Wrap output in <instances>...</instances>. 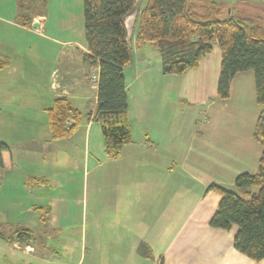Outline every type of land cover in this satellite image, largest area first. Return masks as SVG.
I'll return each instance as SVG.
<instances>
[{
    "label": "crops",
    "instance_id": "obj_1",
    "mask_svg": "<svg viewBox=\"0 0 264 264\" xmlns=\"http://www.w3.org/2000/svg\"><path fill=\"white\" fill-rule=\"evenodd\" d=\"M146 1L124 19L131 142L110 159L92 119L98 65L83 0H46L30 27L18 20L19 0H0V264H264L234 249L235 226H210L220 197L207 190L238 193L236 177L258 172L253 73L236 74L229 99L217 100L214 45L196 69L162 75L155 46L135 44ZM61 97L80 122L53 141L47 111Z\"/></svg>",
    "mask_w": 264,
    "mask_h": 264
},
{
    "label": "trees",
    "instance_id": "obj_2",
    "mask_svg": "<svg viewBox=\"0 0 264 264\" xmlns=\"http://www.w3.org/2000/svg\"><path fill=\"white\" fill-rule=\"evenodd\" d=\"M45 3L46 0H19L18 20L30 27L32 17L42 12ZM136 6L137 0H83L88 59L98 65L92 119L101 127L110 159L117 158L122 147L131 142L123 73L131 61V49L124 19ZM222 10L202 0H147L138 16L135 44L155 46L164 76H180L196 69L216 45L220 50L216 97L220 102L229 99L230 83L236 74L253 73L259 109L253 138L262 147L258 172L236 177L234 187L238 193L214 184L207 190L220 197L210 226L224 231L235 226L234 249L251 261L260 262L264 259V29L250 25L248 20L223 17ZM47 119L51 139L60 141L76 131L80 113L61 97L53 101ZM7 151V145L0 142V169L1 154ZM17 239L28 241L31 235L20 231Z\"/></svg>",
    "mask_w": 264,
    "mask_h": 264
},
{
    "label": "rangeland",
    "instance_id": "obj_3",
    "mask_svg": "<svg viewBox=\"0 0 264 264\" xmlns=\"http://www.w3.org/2000/svg\"><path fill=\"white\" fill-rule=\"evenodd\" d=\"M223 8L222 16H233L238 20H248L250 25L264 29V0H202Z\"/></svg>",
    "mask_w": 264,
    "mask_h": 264
}]
</instances>
